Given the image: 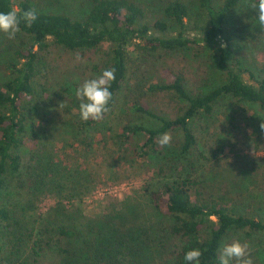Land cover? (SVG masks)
Masks as SVG:
<instances>
[{
    "label": "trees",
    "instance_id": "trees-1",
    "mask_svg": "<svg viewBox=\"0 0 264 264\" xmlns=\"http://www.w3.org/2000/svg\"><path fill=\"white\" fill-rule=\"evenodd\" d=\"M86 1L85 16L77 18L39 9L30 0H0V12L15 8L20 17L32 8L37 12L31 27L21 22L20 32L26 37V44L14 52L15 60L6 65L11 78L0 83V254L4 243L12 242L9 252L15 255V264H30L47 248L58 254L57 264H147L158 256V264H189L184 260L186 251L199 248L200 264H219L220 252L229 236L245 229L264 231V221L235 212L226 205L222 194L207 193L200 178L205 162L219 150L215 147L207 153L201 149L202 144L207 145L206 137L200 135L201 122L205 128L210 126L224 101L256 106L264 114V76L256 78L249 73L256 85L243 80L241 73L247 69L233 63V48L227 36L226 25L235 21L241 31L248 25L244 17L235 14L242 0H197L206 23L202 30L192 33L187 24L189 7L182 0L166 1L162 6L166 19L153 23L147 22L145 8L137 0ZM153 29L170 31L171 35L154 36L150 34ZM258 29L263 30L260 25ZM137 40L150 51L172 54L175 60L180 58L178 55H185L184 51L210 47L216 55V69L222 75L220 82L210 88L192 90L187 83L193 81V74L173 61L167 69L160 70L159 76H164L150 83L146 93L136 90L139 99L146 95L144 100L140 102L136 97L125 102L130 109L159 121L157 127L117 124L114 135L122 143L134 144L132 155L148 161L152 168V176L135 196L144 198L152 210L167 217L160 229L133 223L136 213L143 212L139 202L122 204L119 210L113 208V212L96 218L86 216L80 203L91 184L87 170L65 166L44 148L25 149L23 138L27 123L22 101L33 93L40 52L49 41L81 54L106 48L103 71L116 69L110 86V111L100 121H83L80 114L74 121L76 131L72 138L90 147L95 137L87 132L105 133L106 119L113 113L128 78L129 49ZM129 89L135 95V90ZM161 93H171L177 99L171 104L170 116L160 115L149 106L148 97ZM222 117L226 130L238 128L234 111H225ZM165 132L171 133L172 140L170 145L161 146L159 139ZM140 133L144 139L136 143ZM41 195H52L58 200L40 222V214L36 216L34 223L38 227L27 226L23 213ZM142 220H148L147 213H143Z\"/></svg>",
    "mask_w": 264,
    "mask_h": 264
},
{
    "label": "rangeland",
    "instance_id": "rangeland-1",
    "mask_svg": "<svg viewBox=\"0 0 264 264\" xmlns=\"http://www.w3.org/2000/svg\"><path fill=\"white\" fill-rule=\"evenodd\" d=\"M30 1L39 9L62 12L77 18L84 17L88 7L86 0ZM137 1L145 8L147 22L166 19L162 6L168 0ZM182 1L189 7L187 24L192 29L188 32L202 30L205 27L206 16L199 8L197 0ZM214 1L217 3L221 0ZM251 3L253 0H242L235 11L236 15L244 17L248 23L245 31L238 29L235 21L226 25V30L233 48V63L247 69L241 73L245 82L256 85L255 79L251 78L249 73L256 78L264 76V27L263 30L258 29L257 13L249 7ZM150 34L163 37L171 35V32L153 29ZM25 40L26 37L21 32L12 40L0 32V83L11 78L6 65L15 60L14 52L24 47L27 41ZM106 51L105 48L102 52L81 54L80 51L67 50L49 41L47 48L40 52V61L33 80V93L22 101V111L27 123L23 137L25 149H35L37 146L44 148L48 151L47 154L65 166L87 170L91 184L87 195L80 203L86 216L96 218L113 212V208L119 210L122 204L137 205L136 202H139L143 206V212L136 213L133 223L152 225L160 229L167 217L152 210L144 198L135 196L141 190L142 183L152 176V168L148 161L132 155L133 151L130 149L134 144L132 146L118 140L114 135L115 129L119 126L117 124L124 122L131 126L157 127L159 124L157 119L130 109L125 102L136 98L137 92L146 93L150 83L164 76L163 74L159 76L160 70L167 69L173 61H176L179 68L186 66L189 74H193V81L187 83L189 89L200 91L220 82L222 75L216 69V55L210 47L201 46L196 51L192 49L184 51L185 55H178L180 58L175 60L171 57L172 54L150 51L143 46L142 41L137 40L129 49L128 78L113 113L106 119L108 123L105 133L88 131L87 134L95 138L91 146L86 147L72 138L76 131L74 121L79 116L80 104L76 97V89L85 80L101 75L107 59ZM129 88L135 90V95L131 94ZM153 95L148 97L151 110L163 116H170L171 104L177 99L171 96V93ZM145 96L137 99L141 102ZM227 102L224 101L222 107L215 111L210 126L205 128V123L201 122L200 135L205 136L207 141V145L202 144L201 149L211 153V149L219 148L216 156L205 162L200 174L204 181L202 186L209 194H222L226 205L235 212L249 214L264 221V129L260 127L261 123H264V114L256 106ZM225 111L235 112L238 128L226 130L222 117ZM100 128L104 130L102 126ZM143 139L144 134L140 133L136 143ZM14 186L17 187L16 184ZM57 200V197L52 195H41L33 199L31 209L23 213L27 219L25 224L38 227L39 224L34 223L36 216L40 214L38 220L40 222ZM72 208H75V205ZM123 211L128 223H131L130 216L126 214L127 210ZM144 212L148 215L146 222L142 220ZM7 238L9 240L11 236ZM237 239L248 244L254 264H264V231L250 229L237 231L226 239L223 246ZM10 245L12 242L4 243L0 264H15L16 257L9 252ZM58 261V254L47 248L34 261H30V264H57ZM158 263L159 256L155 257L153 262H147Z\"/></svg>",
    "mask_w": 264,
    "mask_h": 264
},
{
    "label": "clouds",
    "instance_id": "clouds-1",
    "mask_svg": "<svg viewBox=\"0 0 264 264\" xmlns=\"http://www.w3.org/2000/svg\"><path fill=\"white\" fill-rule=\"evenodd\" d=\"M249 7L257 13L258 24L264 27V0H254ZM37 19L34 8L24 11L23 16H18L14 8L8 12H0V32L6 34L9 40L15 39L21 31L20 24L23 21L28 27ZM116 69L114 67L105 69L96 78L85 80L77 89L76 97L79 99V114L83 121L89 119L100 121L110 111L109 103L112 100L110 91L111 83L115 80ZM264 129V123L260 125ZM171 133L165 132L161 135L159 143L161 146L170 145ZM202 251L199 248H191L186 251L184 260L189 264H200ZM254 264L249 253L248 244L240 240H233L225 244L219 255V264Z\"/></svg>",
    "mask_w": 264,
    "mask_h": 264
}]
</instances>
